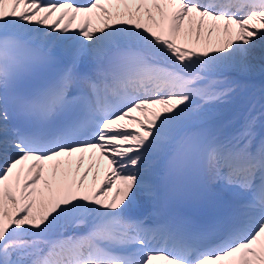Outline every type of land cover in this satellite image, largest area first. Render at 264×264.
<instances>
[{
    "label": "snow or ice",
    "instance_id": "snow-or-ice-1",
    "mask_svg": "<svg viewBox=\"0 0 264 264\" xmlns=\"http://www.w3.org/2000/svg\"><path fill=\"white\" fill-rule=\"evenodd\" d=\"M258 46L264 0H0V264H264V111L213 123Z\"/></svg>",
    "mask_w": 264,
    "mask_h": 264
},
{
    "label": "rangeland",
    "instance_id": "rangeland-1",
    "mask_svg": "<svg viewBox=\"0 0 264 264\" xmlns=\"http://www.w3.org/2000/svg\"><path fill=\"white\" fill-rule=\"evenodd\" d=\"M264 48L257 47L256 49L253 50L252 54L249 56V59H253L256 57H259L263 54Z\"/></svg>",
    "mask_w": 264,
    "mask_h": 264
},
{
    "label": "bare ground",
    "instance_id": "bare-ground-1",
    "mask_svg": "<svg viewBox=\"0 0 264 264\" xmlns=\"http://www.w3.org/2000/svg\"><path fill=\"white\" fill-rule=\"evenodd\" d=\"M253 71H257V67H255V69H253Z\"/></svg>",
    "mask_w": 264,
    "mask_h": 264
}]
</instances>
